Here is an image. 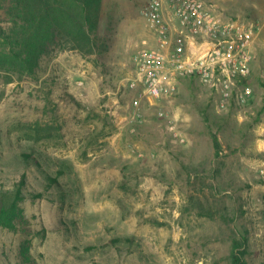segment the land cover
<instances>
[{"label":"rangeland","instance_id":"374dc122","mask_svg":"<svg viewBox=\"0 0 264 264\" xmlns=\"http://www.w3.org/2000/svg\"><path fill=\"white\" fill-rule=\"evenodd\" d=\"M217 1L260 25L245 106L219 110L192 80L135 104L147 0H103V53L0 69V206L17 204L0 264H232L242 235L248 264H264V0Z\"/></svg>","mask_w":264,"mask_h":264},{"label":"built area","instance_id":"2783aa9c","mask_svg":"<svg viewBox=\"0 0 264 264\" xmlns=\"http://www.w3.org/2000/svg\"><path fill=\"white\" fill-rule=\"evenodd\" d=\"M142 15L148 37L126 82L139 108L173 96L185 80L207 88L219 110L250 102L258 22L228 16L217 0H147ZM156 115L172 122L161 108Z\"/></svg>","mask_w":264,"mask_h":264},{"label":"trees","instance_id":"16d2710c","mask_svg":"<svg viewBox=\"0 0 264 264\" xmlns=\"http://www.w3.org/2000/svg\"><path fill=\"white\" fill-rule=\"evenodd\" d=\"M103 0H0V69L34 75L46 55L76 50L83 55L108 49L99 34ZM216 154L221 144L214 135ZM22 190H19V193ZM17 204L2 203L0 227L15 228ZM248 238L233 241L232 264L245 260Z\"/></svg>","mask_w":264,"mask_h":264}]
</instances>
